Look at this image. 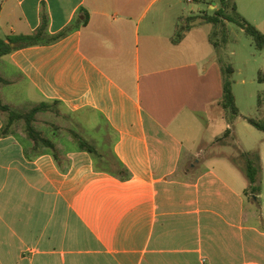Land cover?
I'll return each mask as SVG.
<instances>
[{
    "label": "crops",
    "instance_id": "obj_1",
    "mask_svg": "<svg viewBox=\"0 0 264 264\" xmlns=\"http://www.w3.org/2000/svg\"><path fill=\"white\" fill-rule=\"evenodd\" d=\"M174 1L0 0L6 44L44 21L49 35L67 31L0 57L4 105L59 103L34 123L54 150L23 121L8 129L0 110V264H264V164L260 192L246 195L243 152L237 164L212 155L225 64L211 35L187 45L201 20L167 25ZM48 112L59 115L52 129L38 123Z\"/></svg>",
    "mask_w": 264,
    "mask_h": 264
},
{
    "label": "rangeland",
    "instance_id": "obj_2",
    "mask_svg": "<svg viewBox=\"0 0 264 264\" xmlns=\"http://www.w3.org/2000/svg\"><path fill=\"white\" fill-rule=\"evenodd\" d=\"M212 1L200 0L198 3H188L185 0H175V4H173L174 13L173 15H169L165 19V22L168 25L175 19L176 14H178L184 21L183 23L180 19L177 21L179 22L178 32L181 33V31L186 29V26H189L187 19L193 15H199L201 13L199 10L212 15L214 10L219 8V4L216 3H214L216 4L214 9L209 7L208 3ZM237 1L239 2L242 13L238 12L247 22L253 26H255V23H264V0ZM227 25L225 33L223 30L221 32L219 31L220 34L217 40L220 41V47L218 48L220 51V59L226 66H231L235 70V73L231 76V84L233 94L236 98V106L244 116L264 123V50L258 51L253 39L237 25L232 23H228ZM201 31L203 35H199V37L192 35L187 39V45L189 43L204 44L205 35L213 36L216 29L212 25L205 24ZM224 37L228 40L226 45L222 42ZM53 108L58 109L56 106ZM59 112H61L60 109ZM48 113V115L40 116L41 121L38 123L39 125L40 123L42 125L47 123L49 128L52 129V125L59 123L57 119L59 115H55L53 112ZM209 120L214 121V123L212 127L206 130L214 137L220 136V140L213 145L212 155L220 154L224 156L230 154L232 163L237 164L236 161L238 160L240 151H242L247 152L255 163L258 162L261 166L264 164L263 132L249 125L240 116H233L230 112L224 111L222 108L211 111ZM228 125L231 127V130L226 129ZM59 127H61V130L58 132L61 133L62 130L69 128L70 125H63L62 123ZM46 128L48 127L46 126ZM227 131H229L228 135H226ZM87 133L91 134L89 130ZM212 160H214V157L209 158L208 162ZM242 164L245 165L244 160Z\"/></svg>",
    "mask_w": 264,
    "mask_h": 264
},
{
    "label": "trees",
    "instance_id": "obj_3",
    "mask_svg": "<svg viewBox=\"0 0 264 264\" xmlns=\"http://www.w3.org/2000/svg\"><path fill=\"white\" fill-rule=\"evenodd\" d=\"M219 4V8L214 10L212 15L208 14L207 12H201L199 15H193L187 19L189 26H192L197 20H201L205 24H209L214 26L216 32H214L212 36V44L216 49L220 47L219 40H217L218 35L220 34L221 30L224 33L227 30V24L232 23L237 25L241 28L248 36H250L256 46L258 51L264 50V34L255 26L247 22L238 12L237 4L234 0H213L210 4ZM83 26L87 24V18L81 22ZM186 29L188 26L185 27ZM218 30V31H217ZM220 31V32H219ZM67 31H64L58 35L52 36L49 35L47 29V23L44 21L42 25L31 35H20V36H11L8 37V44L4 41H0V57L9 54L14 49L19 48H27V47H34L39 46L42 44H49L58 41L61 39ZM222 42L226 45L228 40L224 37ZM11 44H14L15 47L12 48ZM223 71V101L222 107L224 110L230 112L233 116L239 117L240 113L236 106V98L232 91V84H231V76L234 74V69L231 66H226L222 68ZM3 79L0 78V84L3 83ZM59 103L56 101L52 104L49 103H42L27 112H20L6 106L2 103L0 98V110L8 113L9 115V123L7 128L9 129L13 124L16 122L23 121L26 125V132L28 133L31 140L35 142V144H43L47 148L52 150L55 149L54 143L46 138L44 134L38 131L35 128V121L36 116L39 113L47 112L52 110L53 106H58ZM261 107V106H260ZM245 120L248 124L256 128L257 130L264 133V123L253 119L245 117ZM5 132V131H4ZM229 131L226 132L228 135ZM74 138L78 142L80 149L86 150L94 155H97V151L95 147L84 139H82L78 134L74 133ZM241 158L245 162V174L246 178L249 183V187L246 191V195H258L260 192L259 186V176L262 172V166L260 163H255L251 158L250 155L246 152L241 153ZM112 158L103 159L99 158V165L98 169L102 171H109L111 174L117 175L120 178H124V174H126V170L123 169L121 165L115 166V170H113V163L110 162ZM106 160V161H105ZM116 167H118L119 171H117ZM113 170V171H112Z\"/></svg>",
    "mask_w": 264,
    "mask_h": 264
},
{
    "label": "built area",
    "instance_id": "obj_4",
    "mask_svg": "<svg viewBox=\"0 0 264 264\" xmlns=\"http://www.w3.org/2000/svg\"><path fill=\"white\" fill-rule=\"evenodd\" d=\"M187 1L188 3H194L196 0H185Z\"/></svg>",
    "mask_w": 264,
    "mask_h": 264
}]
</instances>
